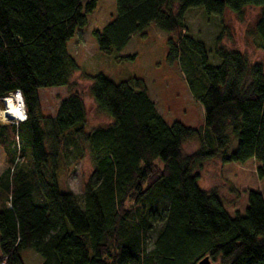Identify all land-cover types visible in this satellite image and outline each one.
<instances>
[{
    "label": "trees",
    "instance_id": "1",
    "mask_svg": "<svg viewBox=\"0 0 264 264\" xmlns=\"http://www.w3.org/2000/svg\"><path fill=\"white\" fill-rule=\"evenodd\" d=\"M0 0V104L19 92L25 120L0 121V264H264V73L219 45L186 34L185 13L220 16L259 7L254 32L264 49V0H116L113 20L92 36L118 54L131 36L154 24L169 38L167 60L179 61L204 109L202 132L167 124L140 79L115 83L102 74L89 95L110 123L85 131L84 103L70 83L78 71L66 44L95 0ZM67 96L44 116L39 91ZM1 108V106H0ZM196 140L198 151L182 155ZM85 146L92 165L82 201L61 191L59 158ZM219 156L238 192L227 205L197 185L201 164Z\"/></svg>",
    "mask_w": 264,
    "mask_h": 264
},
{
    "label": "rangeland",
    "instance_id": "2",
    "mask_svg": "<svg viewBox=\"0 0 264 264\" xmlns=\"http://www.w3.org/2000/svg\"><path fill=\"white\" fill-rule=\"evenodd\" d=\"M89 1L83 0L82 5ZM115 13L116 0H95V9L86 16L85 26L76 29L66 44L67 53L78 66L70 83L85 106V131L110 123L109 118L96 110L88 91L91 81L84 77L102 74L115 83L133 78L142 80L157 112L167 124L179 122L203 133L204 109L191 95L179 61L167 60L170 38L154 24L131 36L118 54L106 55L98 50L92 32L110 23ZM259 13L260 8L253 6L245 7L239 14L225 10L220 16H208L202 9H189L184 16L186 34L203 42L210 55L220 35L219 45L239 52L249 65L260 64L264 73V49L254 32ZM209 60L218 64L213 55ZM67 91L65 87L39 91L44 116L54 114L59 103L66 98ZM0 106L2 110V102ZM199 148L198 141L189 140L182 145V155L190 156ZM67 151L65 157L58 160V185L61 191L71 192L81 202L83 187L92 172L91 161L85 146L71 145ZM5 168L4 154L0 149V175ZM195 173L199 189L217 193L227 205L237 200L238 192L223 177L219 156L205 160ZM25 259L27 264L39 262L34 254H25Z\"/></svg>",
    "mask_w": 264,
    "mask_h": 264
},
{
    "label": "bare ground",
    "instance_id": "3",
    "mask_svg": "<svg viewBox=\"0 0 264 264\" xmlns=\"http://www.w3.org/2000/svg\"><path fill=\"white\" fill-rule=\"evenodd\" d=\"M19 103H20V101L17 100V96H15V95L6 97L4 99V101H3V105H4V108L6 110V113L5 114L6 115H9L11 118L16 119V120L17 119H21V117L18 116V115H16L14 113V111H13L14 108H18L19 107ZM23 111H24V109H23Z\"/></svg>",
    "mask_w": 264,
    "mask_h": 264
},
{
    "label": "built area",
    "instance_id": "4",
    "mask_svg": "<svg viewBox=\"0 0 264 264\" xmlns=\"http://www.w3.org/2000/svg\"><path fill=\"white\" fill-rule=\"evenodd\" d=\"M17 94H18V92H15L14 94H10V95H8L7 97L12 96V95L17 96ZM5 98H6V97H5ZM5 98H3V99L1 100L2 105H3V101H4ZM3 107H4V105H3ZM5 113H6L5 108H3L2 110H1V108H0V121H1L2 123H13V124L16 125L17 123L24 121L25 118H26V116H25V112H24V111H23V115H24L25 118H23V119L21 118V119H17V120L11 118L9 115H6ZM2 264H4V263H2Z\"/></svg>",
    "mask_w": 264,
    "mask_h": 264
},
{
    "label": "clouds",
    "instance_id": "5",
    "mask_svg": "<svg viewBox=\"0 0 264 264\" xmlns=\"http://www.w3.org/2000/svg\"><path fill=\"white\" fill-rule=\"evenodd\" d=\"M17 100L20 101L19 107L14 108L13 111L16 115L20 116L23 119V118H25L23 115L24 104H23L22 96L19 93L17 94Z\"/></svg>",
    "mask_w": 264,
    "mask_h": 264
},
{
    "label": "water",
    "instance_id": "6",
    "mask_svg": "<svg viewBox=\"0 0 264 264\" xmlns=\"http://www.w3.org/2000/svg\"><path fill=\"white\" fill-rule=\"evenodd\" d=\"M197 264H212V262L210 261L208 257H204Z\"/></svg>",
    "mask_w": 264,
    "mask_h": 264
},
{
    "label": "crops",
    "instance_id": "7",
    "mask_svg": "<svg viewBox=\"0 0 264 264\" xmlns=\"http://www.w3.org/2000/svg\"><path fill=\"white\" fill-rule=\"evenodd\" d=\"M24 260H25V262H26L25 256H24ZM26 263H27V262H26Z\"/></svg>",
    "mask_w": 264,
    "mask_h": 264
}]
</instances>
